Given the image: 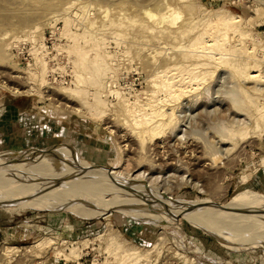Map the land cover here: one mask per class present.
<instances>
[{
	"label": "rangeland",
	"instance_id": "obj_1",
	"mask_svg": "<svg viewBox=\"0 0 264 264\" xmlns=\"http://www.w3.org/2000/svg\"><path fill=\"white\" fill-rule=\"evenodd\" d=\"M231 16L247 37L165 103L159 74L194 68L187 46ZM263 52L264 0H0V165L68 201L0 186V264H264ZM115 92L175 124L139 134Z\"/></svg>",
	"mask_w": 264,
	"mask_h": 264
},
{
	"label": "bare ground",
	"instance_id": "obj_2",
	"mask_svg": "<svg viewBox=\"0 0 264 264\" xmlns=\"http://www.w3.org/2000/svg\"><path fill=\"white\" fill-rule=\"evenodd\" d=\"M166 13V12H165ZM164 14V13H163ZM175 14V17L176 15H178V13H174ZM172 15V14H171ZM150 16V15H149ZM154 16H150V19L153 18ZM157 17V16H155ZM166 17V15H165ZM70 18V17H69ZM149 19V18H148ZM175 18L174 20L171 21L170 24H173L175 22ZM239 18L238 17H235V16H231L229 17L228 19H222V18H217L215 19V21H210V22H207V24L204 25V27H202V30L201 32L195 37V39L191 42V44H189L187 46V49H185V52H184V56L188 59H192L194 60L193 62H191V65L192 63L195 62V65H192L194 66V68L190 69L191 66L189 67L188 65L184 66L183 63L181 65V63L179 64L180 67H177V64L176 65H169L166 67V69L164 71H162L159 75V78H160V88L161 90H163L164 92V95L165 96V103H173V102H176L178 101L184 94L190 92L193 90H195V87L198 85L199 86V82H200V75L202 76V74L206 72V69L208 67H211V65L213 64H221V60H222V55L224 56V54L226 52H230L231 49H227L228 45L230 44V42H232V39H233V36L235 34H238V36L240 37V39H243V38H246L247 35L245 34V32H242L241 30H239V28L236 26V24L239 22L238 21ZM163 22V21H162ZM161 24V23H160ZM169 25V24H168ZM185 27V26H184ZM66 31V30H65ZM70 32V30H69ZM181 33V32H180ZM70 38V37H69ZM73 39V38H72ZM79 39V38H78ZM77 39V40H78ZM71 40V39H70ZM75 40V39H74ZM76 40V41H77ZM82 41V40H81ZM84 41V40H83ZM238 41V40H237ZM75 42V41H74ZM75 44V43H74ZM73 46V45H72ZM71 46V47H72ZM94 46V45H93ZM92 46V47H93ZM230 47V46H229ZM74 48V47H73ZM96 48V47H95ZM232 48V47H231ZM258 48V47H256ZM44 49V48H43ZM91 49V48H90ZM89 49V50H90ZM98 48H96L97 50ZM227 49V50H226ZM261 49V48H260ZM263 49V48H262ZM261 49V50H262ZM101 49H99L100 51ZM103 50V49H102ZM244 50V52H243ZM256 51V49L254 48L253 45L249 46V47H244L242 49V54L246 52V55L248 56L247 58V62L246 65L244 63L243 66H245L246 70L248 71V74L246 76L247 79H258V78H261V77H257V69H259L256 65V62H254V59L255 58H252V51ZM259 50V49H258ZM34 51V50H33ZM94 51V50H93ZM98 51V50H97ZM233 51V50H232ZM231 51V52H232ZM80 52V51H78ZM85 52V53H84ZM87 51H83L82 55H85L87 54L86 53ZM183 52V51H182ZM225 52V53H224ZM230 52V53H231ZM262 52V51H261ZM226 54L225 56L229 55L231 56L232 54ZM264 53V52H263ZM262 54V53H261ZM110 55V54H109ZM238 55V54H237ZM78 56V55H77ZM81 56V54L79 55ZM79 56L77 58H79ZM96 56V55H95ZM228 56V57H229ZM244 56V55H243ZM256 56H257V53H256ZM233 57V56H232ZM251 57V58H250ZM102 58H106V57H102ZM185 58V59H186ZM82 59V58H81ZM98 59V58H97ZM101 59V58H100ZM99 59V60H100ZM184 59V60H185ZM255 59V60H256ZM259 59V57H258ZM261 59H264V55L261 56ZM84 60V59H83ZM190 60H185V61H190ZM191 60V61H192ZM246 60V59H245ZM260 60V59H259ZM43 61V60H42ZM78 61V60H77ZM261 61V60H260ZM259 61V62H260ZM39 62V61H38ZM76 62V61H74ZM90 62V61H89ZM107 62V60L105 61ZM184 62V61H182ZM258 62V61H257ZM37 63V62H36ZM92 65L95 67L96 63H97V60H94V62H92ZM90 63V65H91ZM99 63V62H98ZM97 63V65H98ZM109 63V62H108ZM111 63V62H110ZM190 63V62H188ZM224 63V61H223ZM235 64V63H234ZM41 65H44V64H41ZM83 65V62L81 63H75L74 68L77 69V68H80L81 66ZM85 65V63H84ZM88 65V63H87ZM86 65V66H87ZM260 65V63H259ZM40 66V65H39ZM44 66H42L41 68H43ZM97 67V66H96ZM108 67V65H107ZM83 68V66H82ZM89 68H92V67H89ZM45 69V67L42 69V71ZM84 69H86V67H84ZM88 69V68H87ZM93 69V68H92ZM199 70L198 72H194V70ZM83 70V69H81ZM90 69H88L87 72H89ZM79 71V70H78ZM77 71V72H78ZM95 71V70H94ZM92 70V72H94ZM41 72V71H40ZM82 72V71H81ZM79 72V73H81ZM85 72V71H84ZM92 72H90L92 74ZM208 72V70H207ZM83 73V72H82ZM257 73V74H256ZM238 74V73H237ZM94 75V74H93ZM157 75V74H156ZM35 76V75H34ZM80 76V75H79ZM79 76H75V78L78 79V81H80V78H82V76L79 78ZM85 76V74H84ZM87 76V75H86ZM90 76V75H89ZM259 76V75H258ZM90 77H93L95 78L94 76H90ZM42 78V77H41ZM85 77H83L82 79L84 80ZM87 79V77H86ZM89 79V78H88ZM92 79V78H91ZM82 80V81H83ZM155 80V79H154ZM82 81L78 82V83H81ZM44 82V81H43ZM85 83V82H83ZM82 86V85H81ZM79 90V89H78ZM76 90V94H81L82 92L81 91H78ZM253 90V89H252ZM83 91V90H82ZM260 91V90H259ZM155 93V92H154ZM244 93V92H243ZM115 95H117V97H119V99H121L126 105H127V114L130 115V119H132L131 123L134 124L133 126H135L136 128H138L139 130V134L141 135H148L150 137V139H158L160 137V135H162L165 131V129L171 127L172 125L175 124V111L174 109H171L169 111V113H166L164 111V105L163 106H156L155 109H150V112L147 113L148 109L145 108L144 106H139L138 108L134 107L132 104H129L128 102H126L124 100V98H121L120 96H118L119 94L117 92L114 93ZM95 98V97H94ZM93 100V99H92ZM103 100V99H102ZM101 99H99V97L97 96L96 98V101L100 104L99 106H101L102 109H105L107 107V104L106 102L102 101ZM162 100V99H161ZM95 101V102H96ZM163 101V100H162ZM161 102V101H160ZM161 105V103H160ZM86 106V105H85ZM255 107V106H254ZM93 108V107H92ZM256 109L254 113H256L259 121L257 123V129H261L264 125V115L262 114V110H263V107H257V108H254ZM75 111V110H74ZM78 112V110H76ZM80 111V109H79ZM106 112V111H105ZM79 113V112H78ZM94 113V112H92ZM126 113V112H125ZM93 115V114H92ZM101 115H104V111L102 110H99L98 112L95 111L94 113V117L96 118V116H99L100 118L102 117ZM90 117V116H89ZM98 117V118H99ZM144 119V120H143ZM240 130V129H239ZM244 130V129H243ZM242 130V131H243ZM239 132V131H238ZM241 132V131H240ZM132 133V132H131ZM242 133V132H241ZM236 134V133H235ZM232 136V135H231ZM243 136V135H242ZM145 137V136H144ZM233 137V136H232ZM240 137V136H239ZM142 140V139H141ZM140 140V141H141ZM8 170H6L5 166L4 165H0V186L2 185H6V186H9L11 188H14V189H21L25 194H34V195H37L38 197H44V198H48V199H51L53 201H56L57 203H63V202H68L66 201L65 199H63V195L60 194V193H55L54 192V188L52 189H49V188H38L36 186V184H27V181H21V183H19L18 181L13 183V182H10V181H6V180H10V179H7L9 175V172H7ZM45 171V170H44ZM50 171V170H48ZM48 173V172H47ZM45 174V173H44ZM43 175V174H42ZM67 175V174H66ZM75 175V174H74ZM140 175V174H139ZM143 175V174H142ZM64 176V175H63ZM68 176V175H67ZM129 176V175H128ZM138 176V175H136ZM79 178V177H78ZM91 178V177H90ZM141 178V177H140ZM67 179V178H66ZM137 179V178H136ZM142 179V178H141ZM61 180V179H60ZM79 180V179H78ZM87 180V179H86ZM82 181V179H81ZM85 181V180H84ZM96 181V180H95ZM93 182V183H96V182ZM127 181V180H126ZM58 182V181H57ZM56 182V183H57ZM78 181H76L75 183H77ZM86 182V181H85ZM91 182V185H92V181ZM132 182V181H131ZM67 183V182H66ZM87 183V182H86ZM121 183V182H120ZM142 183V182H141ZM44 183H42L41 185H43ZM60 184V182L58 183ZM79 184V183H78ZM89 184V183H88ZM87 184V185H88ZM122 184V183H121ZM61 185V184H60ZM90 185V187H91ZM134 185V184H133ZM144 185V184H143ZM45 186V184H44ZM93 186V185H92ZM118 186L119 183H118ZM128 186V185H127ZM126 186V187H127ZM140 186V181H139V185ZM96 186H94L95 188ZM121 187V186H120ZM124 187V186H123ZM87 188V186H86ZM93 189V187H91ZM117 188V187H116ZM125 188V187H124ZM123 188V189H124ZM88 189V188H87ZM98 189V188H97ZM102 189V188H101ZM105 189V188H103ZM107 189V187H106ZM120 189V188H119ZM94 190V189H93ZM92 190V191H93ZM115 190V189H114ZM129 190L132 191V193L134 195H138V197H146V195H144V193L146 192H143L142 188H139V187H129ZM64 191V190H63ZM69 191V190H68ZM95 191V190H94ZM102 191V190H99V192ZM125 191V190H124ZM145 191V189H144ZM147 191V190H146ZM98 192V193H99ZM126 192V191H125ZM97 193V191H96ZM130 193V192H129ZM151 194V193H150ZM65 195V194H64ZM141 195V196H140ZM153 196V195H152ZM152 196H147L149 197L148 199H151L150 197ZM157 196V195H156ZM157 198V197H156ZM147 199V198H146ZM155 200V199H153ZM157 201V200H156ZM70 203V202H69ZM158 203V201H157ZM160 206V204H159ZM112 207V208H110ZM109 207V210L111 209H122V207L118 206V208H115L112 206ZM159 208V207H158ZM173 208V207H172ZM164 209H165V206H164ZM162 210V209H161ZM175 210V209H174ZM179 213V212H177ZM185 212H183L184 214ZM252 213V212H251ZM180 214V213H179ZM182 215V214H181ZM186 215V213H185ZM183 216V215H182ZM188 216V214H187ZM194 217V215H193ZM183 218V217H182ZM184 218H186L184 216ZM233 219V217H232ZM243 219V218H242ZM231 220V219H230ZM232 221V220H231ZM236 221V220H235ZM234 222V221H233ZM242 222V221H241ZM252 223V222H251ZM245 224V223H244ZM253 224V223H252ZM246 228V227H245ZM261 231V230H260ZM50 243V240H44L42 242H40V244H38L39 246H45V245H49ZM126 255H129V254H126ZM131 255V254H130ZM126 258V257H125ZM130 259V257H128ZM135 258V257H134ZM137 258V257H136ZM139 258V257H138ZM123 259V258H122ZM131 260V259H130ZM138 260V259H137ZM127 261V259L125 260V262ZM123 262V260H122ZM137 262V261H136ZM192 262V261H191ZM127 263V262H126ZM135 263V262H134Z\"/></svg>",
	"mask_w": 264,
	"mask_h": 264
}]
</instances>
